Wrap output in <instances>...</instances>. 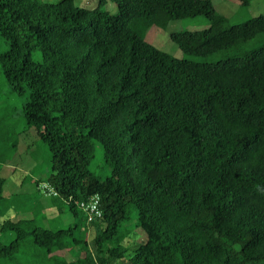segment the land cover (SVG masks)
Wrapping results in <instances>:
<instances>
[{"label": "trees", "instance_id": "1", "mask_svg": "<svg viewBox=\"0 0 264 264\" xmlns=\"http://www.w3.org/2000/svg\"><path fill=\"white\" fill-rule=\"evenodd\" d=\"M107 1L0 0L1 72L29 90L25 124L50 150L45 190L76 218L57 229L4 218L0 236L15 237L0 261L29 241L42 264H264V12L233 22L211 0H109L116 13ZM198 15L207 26L169 34L180 58L145 38ZM93 195L101 216L88 221L79 203ZM131 206L146 238L135 245ZM81 223L95 225L90 244L74 235ZM76 244L83 255L67 260Z\"/></svg>", "mask_w": 264, "mask_h": 264}, {"label": "rangeland", "instance_id": "2", "mask_svg": "<svg viewBox=\"0 0 264 264\" xmlns=\"http://www.w3.org/2000/svg\"><path fill=\"white\" fill-rule=\"evenodd\" d=\"M55 1V0H50ZM77 5L95 6L98 0H74ZM214 8L233 22L243 21L249 16H256L264 12V0H251L249 5L241 8L237 0H211ZM104 8L116 13L119 8L113 1H107ZM207 26V19L203 15L170 20L166 27L152 25L145 33V38L156 47L175 57L184 56V52L170 38V33L182 29H199ZM8 48V43L0 36V51ZM31 91V90H30ZM32 97L29 90L23 95L14 93L0 68V176L5 178L3 186L4 201L0 205V222L8 217H33L37 224L43 227L57 229L68 227L76 218L68 210L67 203L60 210L54 204L52 192L43 188L44 179L49 173L50 150L33 127L28 128L22 113L25 100ZM92 169L104 177L110 172L111 166L105 162L103 146L96 143L95 157ZM42 179L37 185L35 180ZM53 213V214H51ZM136 207L131 206L128 219L123 227L131 229L126 244L140 243L145 238L140 227H135ZM85 228L87 231L85 232ZM95 234V225L81 223L74 229V235L85 238L90 244ZM15 237L14 232L2 233L0 243H7ZM29 239V237H28ZM30 240V239H29ZM134 242V243H132ZM130 244V245H131ZM91 247L90 245H88ZM23 253L12 260H1L0 264H42L43 256L29 241L24 243ZM82 244L73 246L70 255L62 254L67 260L80 255ZM59 253H64V250ZM66 253V252H65ZM83 255V253H81ZM118 264H124L118 261Z\"/></svg>", "mask_w": 264, "mask_h": 264}, {"label": "built area", "instance_id": "3", "mask_svg": "<svg viewBox=\"0 0 264 264\" xmlns=\"http://www.w3.org/2000/svg\"><path fill=\"white\" fill-rule=\"evenodd\" d=\"M43 188H48L47 184L43 185ZM52 191L51 189H49ZM55 194L54 191H52ZM98 196L93 195L89 199L80 201L79 207L87 214L88 221H93L95 218L101 216V211L98 207Z\"/></svg>", "mask_w": 264, "mask_h": 264}, {"label": "crops", "instance_id": "4", "mask_svg": "<svg viewBox=\"0 0 264 264\" xmlns=\"http://www.w3.org/2000/svg\"><path fill=\"white\" fill-rule=\"evenodd\" d=\"M44 184H46V183H44ZM47 191H50V190H47ZM52 192V191H51ZM53 194V193H52Z\"/></svg>", "mask_w": 264, "mask_h": 264}]
</instances>
